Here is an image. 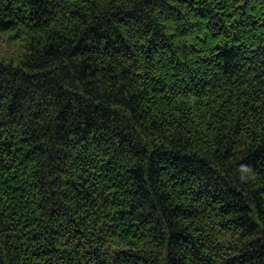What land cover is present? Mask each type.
I'll return each mask as SVG.
<instances>
[{"label": "trees", "instance_id": "obj_1", "mask_svg": "<svg viewBox=\"0 0 264 264\" xmlns=\"http://www.w3.org/2000/svg\"><path fill=\"white\" fill-rule=\"evenodd\" d=\"M0 264H264V0H0Z\"/></svg>", "mask_w": 264, "mask_h": 264}, {"label": "clouds", "instance_id": "obj_2", "mask_svg": "<svg viewBox=\"0 0 264 264\" xmlns=\"http://www.w3.org/2000/svg\"><path fill=\"white\" fill-rule=\"evenodd\" d=\"M238 171L240 173L239 180L241 183H247L251 179H254L255 174L252 172V169L250 166L241 165Z\"/></svg>", "mask_w": 264, "mask_h": 264}]
</instances>
